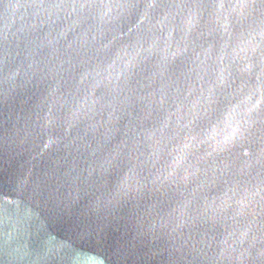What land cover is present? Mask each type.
Masks as SVG:
<instances>
[{
    "label": "water",
    "instance_id": "water-1",
    "mask_svg": "<svg viewBox=\"0 0 264 264\" xmlns=\"http://www.w3.org/2000/svg\"><path fill=\"white\" fill-rule=\"evenodd\" d=\"M0 264H264V0H0Z\"/></svg>",
    "mask_w": 264,
    "mask_h": 264
}]
</instances>
